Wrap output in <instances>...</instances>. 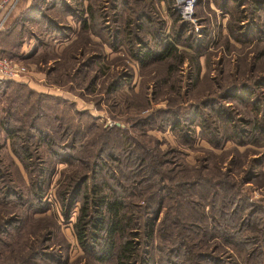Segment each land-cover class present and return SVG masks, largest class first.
<instances>
[{
	"label": "rangeland",
	"instance_id": "obj_1",
	"mask_svg": "<svg viewBox=\"0 0 264 264\" xmlns=\"http://www.w3.org/2000/svg\"><path fill=\"white\" fill-rule=\"evenodd\" d=\"M32 1L19 2L4 30L11 34L1 41V47L21 51L22 37L23 50L35 53L20 58L25 74L0 84V264H116L114 256L101 261L94 249L78 244L73 223L82 197L66 217L57 196L86 173L82 193L103 176L112 186L123 184L126 201L144 205L142 217L160 207L153 240L145 244L140 229L133 237L140 244L131 264H264V133L244 135L251 127L240 122L253 115L241 83L264 99L263 89L252 85L264 74V42L239 35L255 26L248 0H240L244 6L197 0L189 25L182 24L174 0H130L133 17L144 15L131 25L133 41L131 32L114 41L103 34L100 26L108 33L110 24L100 22L98 9L86 29L71 28V40L64 39L68 30L61 25L75 23L64 20L62 7L47 11L58 19L55 31L45 28L47 18L35 23L27 16L20 33L7 29ZM260 1L257 19L264 23ZM103 11L110 14L109 7ZM201 29L210 39L191 46ZM138 40L141 49L159 51L170 40L176 48L170 56L143 61L132 52L139 51ZM122 75L131 77L110 89ZM73 139V149L61 146ZM51 140L62 147L59 154L51 151ZM20 143L29 147L30 174L13 150ZM63 152L72 154L70 162L61 159ZM111 153L121 162L106 160L109 173L91 178L94 164ZM125 161L139 167L140 179L152 180L150 186L137 181ZM116 166L127 167L131 178L119 171L110 178ZM38 184L43 190L36 192ZM232 208L239 213L237 245L217 236V225H230L219 213Z\"/></svg>",
	"mask_w": 264,
	"mask_h": 264
},
{
	"label": "trees",
	"instance_id": "obj_2",
	"mask_svg": "<svg viewBox=\"0 0 264 264\" xmlns=\"http://www.w3.org/2000/svg\"><path fill=\"white\" fill-rule=\"evenodd\" d=\"M84 1L86 3H84ZM97 1V2H96ZM100 1L102 3H100ZM132 3H138L142 2V0H132ZM249 2V5L251 6L250 10V17L251 21L257 25L258 21V10H263L260 4V1L257 0H250L247 1ZM130 0H33L30 5L24 9L22 14L19 16L21 18L16 19L15 24H11L7 29H10L11 31L16 28V30L20 33L21 29L20 28H27V25L25 23V19L29 17L30 21L33 22H38L39 17H44L47 18L48 22L45 24V28L47 30H56L58 27L57 21L58 19L53 18V17H48L47 11L50 9H53L55 7L63 8V16L70 15L72 16L75 20L80 22L79 27L82 29H86V27L89 26L90 20L92 18L94 19L95 17V12L99 10V16L101 21L109 22L110 26L106 28V31L108 33H105L103 31V27L100 26L103 34L110 35L112 37V40H118L119 35L121 36L122 33H126L127 37H129L128 34H133V39L134 37L137 36L135 35V32L132 31L131 25L135 24L136 21H138L141 17H143V13H139L138 15L136 14L134 17L132 15L133 11L132 8L129 7ZM246 2H244L245 4ZM243 4V3H242ZM248 5V6H249ZM52 7V8H50ZM109 7L110 9V14H105L104 9ZM50 8V9H49ZM98 9V10H97ZM129 10V12H125V10ZM221 9H226V8H221ZM120 10V11H119ZM242 12L245 11V9L241 10ZM131 12V14H130ZM147 17L149 16V13H145ZM242 18V16H241ZM184 20V19H183ZM112 24L114 26H112ZM182 24H188L186 20L182 21ZM104 26V25H103ZM129 26V28H128ZM62 28L67 29L68 31L63 30V37H67L69 35V30H71V26L69 25H61ZM112 28L110 31L109 28ZM238 29L241 28V25L237 23ZM6 28L0 31V52L2 55H6L9 57H15L19 58L20 57V51L15 49H8L1 47V41L2 38H8L11 34L9 31H5ZM109 30V31H108ZM205 29H201L203 31V34L201 36V33H195L192 43L190 44L191 46L197 47L200 45H204L205 42H208L210 39V36ZM4 32V33H3ZM24 32V31H23ZM59 32V30H58ZM96 33H99L101 31H95ZM98 35V34H97ZM239 35L245 36L246 32L239 30ZM139 38V37H137ZM242 38H239L238 40H241ZM127 40V38H126ZM128 39L127 41H129ZM20 43H17L19 45L18 48L21 47L22 43V37L21 40L19 41ZM143 41L138 40V43L136 46L139 48V51H137V48H134L133 54H135L136 57H139L140 60H145V59H162L166 56H170L175 48H176V43L172 40L166 41L165 43H160L162 46H159V43L156 44L159 46V51H155L154 49H149L145 47V49H141ZM112 48H116V45H110ZM132 49V47H131ZM200 53V52H199ZM139 55V56H138ZM201 55V53H200ZM20 59V58H19ZM199 66L197 65V69ZM192 73V71H191ZM190 76V75H189ZM131 76H126L122 75L119 76V79L114 80V82H111V85L109 86L110 89L116 90L118 87H120L121 82H127L129 81V78ZM4 80H0V84ZM242 92L244 98L248 100L249 102V108L252 111L253 115L250 119H240L241 123H245L251 127V129L245 130L244 135L251 136L252 134L257 135L260 132L261 134L264 133V99L263 97H255L254 92L248 89V82L241 83ZM244 84H247V86ZM252 85L255 86V88H261L264 91V74L258 75L253 81ZM1 88V86H0ZM232 90H235L233 88ZM253 95V96H251ZM240 98V97H239ZM243 99V98H242ZM241 100V98L239 99ZM216 105L214 106V110H216L217 113L222 112V109ZM253 122V123H251ZM234 124V122H233ZM30 126H32L33 129H36L35 125L32 123ZM260 131H257V130ZM16 130H11L10 137H13L15 135ZM260 135V134H259ZM48 141V140H47ZM51 144L55 145L56 147H53L51 151L55 154H59V149H61V146H66L70 147L71 149L74 148V139L70 141L68 144L67 143H60L62 144L61 146L57 147L56 141L51 140ZM14 153L20 158V161L22 162V165L24 169L27 171V173L30 171L28 169V163L27 161L31 158V155L29 153V147L27 144L23 145L20 143L16 148H13ZM63 156L61 157L62 160L64 161H69L72 159V154L71 153H65L63 152ZM264 156V155H263ZM29 158V159H27ZM130 156L127 154L126 160H128ZM111 159L114 162L120 161V159L114 154L111 153L108 156L105 157H100L98 159V163H95L94 165L96 166L95 169H92V175L91 178H95L96 175H100L102 172L105 171V173H109L108 169L106 171L107 165H109V161L107 162L106 160ZM121 162V161H120ZM126 162L125 166H130L132 168V172L136 171V180L139 182H146L149 184L152 183V180L146 181V180H141L140 179V173L139 170H141L139 167L138 169H133L131 165H129L130 162ZM120 168L118 166L117 169L110 174V178L113 176H116V172H123L124 173V178L128 179L131 178L129 169L127 167ZM126 168L128 171L126 172ZM125 169V170H124ZM103 170V171H102ZM134 170V171H133ZM75 178H72L71 181H68L58 193V199L59 201L64 205L65 207V212L64 215L67 217L69 215V211L75 204V201L82 197V201L80 202L79 208H78V214L75 222L73 223V230L77 239L78 244L80 247L86 251L90 250H95L98 252L100 255L96 257L98 260H105L109 258L110 256H114L116 264H131L137 259V251L140 243L134 242L133 237L139 235V231L141 230V233L144 235L142 238H144L145 244L150 243L153 240L154 237V225L155 222L158 219L159 216V210L160 207H156L152 209L150 215H145L142 217L143 213V208L144 205L141 206L139 203H132L128 202L125 200V195H124V186L122 184L121 188H118V186H121V183L117 181L118 186H112V182L109 183L108 179H103L102 176V181L101 183H92V186L85 190L84 193H82V186L87 184V179L89 178L88 174H84L81 177L77 175ZM92 179V180H93ZM148 180V178H147ZM128 184H132L131 181ZM136 185H140L138 182H134ZM133 185V184H132ZM88 186V185H86ZM36 192L38 190H43L40 184L36 187ZM39 196L40 193H39ZM81 200V199H80ZM142 200V199H141ZM143 201V200H142ZM148 207V206H147ZM150 208V207H148ZM134 209V211H133ZM40 210V208L38 209ZM225 212V211H224ZM223 219L227 220L229 222L228 227H224L222 225H217L218 227V238L221 239L224 243L227 244H235L237 245L238 243L241 242L236 236L235 230L237 228V215L238 210H235L232 208L231 212L229 213H219ZM141 215V216H140ZM243 220V219H242ZM240 222V224H244V220ZM237 224V225H236ZM236 226V227H235ZM238 231V229H237ZM239 232V231H238ZM240 233V232H239ZM121 239V242L118 246H116L115 238ZM241 238V237H239ZM190 250V249H189ZM187 252H190V251ZM191 253V252H190ZM186 256V255H185ZM218 263H221L218 262Z\"/></svg>",
	"mask_w": 264,
	"mask_h": 264
},
{
	"label": "built area",
	"instance_id": "obj_3",
	"mask_svg": "<svg viewBox=\"0 0 264 264\" xmlns=\"http://www.w3.org/2000/svg\"><path fill=\"white\" fill-rule=\"evenodd\" d=\"M21 0H0V31L6 27L7 21ZM175 8L184 20L193 21L197 0H174ZM198 30V27H196ZM28 71L21 59L2 55L0 52V79H17Z\"/></svg>",
	"mask_w": 264,
	"mask_h": 264
},
{
	"label": "crops",
	"instance_id": "obj_4",
	"mask_svg": "<svg viewBox=\"0 0 264 264\" xmlns=\"http://www.w3.org/2000/svg\"><path fill=\"white\" fill-rule=\"evenodd\" d=\"M150 1V0H149ZM231 1L233 2V1H235L237 4H238V6L240 5V6H244V5H246V4H244V2H246V1H240V0H224V2H225V4L227 5V4H229V5H231L232 3H231ZM248 1H250V0H248ZM257 1H260V0H257ZM22 2H23V0H22ZM21 2V3H22ZM160 3V5L163 3V1L161 2V0L159 1ZM261 2V1H260ZM84 3H86L85 1H84ZM243 3V4H242ZM30 4L28 3L27 5H26V7H28ZM224 5V4H223ZM15 10H17V9H15ZM51 10V9H50ZM14 12H16V11H14ZM261 12H263V10H258V13L260 14ZM12 16H13V14H12ZM48 17H51V16H49L48 15ZM11 18V17H10ZM64 18H66V19H64L65 21H67V20H69L70 22L71 21H73L75 24L73 25V27H72V25H69V26H71V28H75V29H79V25H80V22L79 21H77V20H75L72 16H70V15H66V16H64ZM225 18V17H224ZM8 22H9V20L7 21V24H8ZM68 22V21H67ZM7 24H6V26H7ZM262 24H264L262 21H260L259 19H258V21H257V25L254 23V27H250V28H248V27H246V28H244V30H243V32H246V35H245V37L246 38H248V37H253V40L254 39H256V40H259V42H264V36H261L260 34H264V27L262 26ZM58 26H60V25H58ZM73 29H71V31H69L68 33H69V35L67 36V37H65L64 39H67V38H69V36H70V33L73 31ZM30 39V38H29ZM70 40H71V38H69ZM21 51H20V57L19 58H29L31 55H33L35 52H31V53H29V51H24L23 50V43L21 44ZM262 57V56H261ZM21 82H25V81H21ZM27 84H29V83H27Z\"/></svg>",
	"mask_w": 264,
	"mask_h": 264
},
{
	"label": "water",
	"instance_id": "obj_5",
	"mask_svg": "<svg viewBox=\"0 0 264 264\" xmlns=\"http://www.w3.org/2000/svg\"><path fill=\"white\" fill-rule=\"evenodd\" d=\"M117 124H119V123H117Z\"/></svg>",
	"mask_w": 264,
	"mask_h": 264
}]
</instances>
